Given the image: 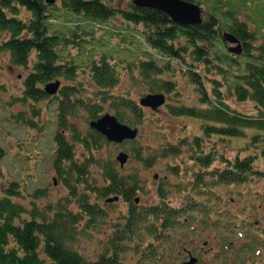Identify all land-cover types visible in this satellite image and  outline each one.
Here are the masks:
<instances>
[{
    "label": "trees",
    "instance_id": "obj_1",
    "mask_svg": "<svg viewBox=\"0 0 264 264\" xmlns=\"http://www.w3.org/2000/svg\"><path fill=\"white\" fill-rule=\"evenodd\" d=\"M114 1L0 0V56L9 54L14 65L29 72L18 101L47 99L56 104L59 130L54 136L52 168L56 174L54 180L60 181L68 191L57 202L41 205L48 199L49 191L35 188L30 194L32 207L27 209L17 201L23 198L20 183L12 181L3 189L0 264H129L125 261L131 250L127 243L141 230L150 234L168 230L179 215L196 209L198 204H190L186 212L172 208L171 191L163 185L165 180L158 187L157 202L143 205L140 196L146 194V185L140 175L122 171L116 167V161L97 159L93 154L109 143L106 137L90 127L84 134L70 124V119H76L80 112L86 114L89 124L112 112L121 123L133 128L144 127L147 111L140 101L145 95L138 103L129 94L117 92L123 68L149 92L171 96L177 95L178 90L173 61L184 63L186 69H181L196 87L198 103L168 105V110L171 116L204 123L203 137L183 141L193 143L192 159L198 166L196 182L192 183L194 191L204 188L206 194L212 195L211 189L219 185H246L256 179L264 180V169L259 165L264 160V42L256 44L257 34L248 22L235 18L233 23H228L210 15L204 16L201 24L184 27L161 10L137 8L133 0H128L125 8L116 7ZM115 21L121 25L114 27ZM225 30L242 42L241 54L229 51V42L223 36ZM100 31L115 39L111 47L104 38H99ZM170 73L174 80L165 79ZM82 74L86 77L81 78ZM63 80L69 84L60 85L56 94L50 95L45 90L48 83ZM223 88L227 95L235 96L240 102L253 101L256 114H242L233 109L224 99ZM25 115L22 112L17 119L34 127L33 118ZM39 115L36 107L32 108V117ZM211 136H217L219 141L214 140V151L206 149L205 152L204 142ZM236 138L246 142L236 148L234 157L222 156L219 143ZM77 145L91 153L83 162L76 157ZM122 147L129 149L126 151L128 162H139L147 169L154 167L158 160L178 157L182 151L181 146L168 144L147 158L135 140L125 141ZM5 155L0 146V158ZM95 164L101 168L104 184L91 171ZM170 171L179 172L173 168ZM110 198L122 199L127 204V212L114 223L104 251L90 260L76 246V239L83 227H95L97 221L108 218L109 213L99 200L112 208L113 203L107 202ZM211 210L220 213L214 207ZM224 215L229 221L236 219L228 211ZM239 221L229 225H239L245 230L246 243L240 250L253 253L264 240L254 236V223ZM160 237L157 235L156 239ZM137 253L140 259L134 264H147V257L154 259L153 252L142 254L137 249Z\"/></svg>",
    "mask_w": 264,
    "mask_h": 264
},
{
    "label": "rangeland",
    "instance_id": "obj_2",
    "mask_svg": "<svg viewBox=\"0 0 264 264\" xmlns=\"http://www.w3.org/2000/svg\"><path fill=\"white\" fill-rule=\"evenodd\" d=\"M192 1L202 6L205 17L213 15L228 23H233L235 18L241 22H248L257 34L256 44L264 42V0ZM127 3L128 0H115L113 5L125 8ZM112 25L117 27L121 23L115 21ZM98 36L104 38L110 47L115 42V39L113 40L109 34H103L102 31ZM129 61L132 62L133 58ZM172 66L177 69L176 94L179 96L166 95L167 104L157 111L148 107L145 109L147 119L143 128L138 127L139 136L135 143L143 148V156L147 158L168 144L181 146L180 155L158 160L154 167L147 169L143 164L133 160L126 163L123 168L120 167L116 159L118 154L120 151H129L128 148L122 147L124 143H104L102 149L94 150L93 154L97 159L116 161V167L122 171L140 175L146 185V194L140 196L143 205L157 202V190L164 180L166 182L163 185L171 191L169 202L172 208L186 212L190 204L198 205L190 214L186 212L179 215L174 225L168 230L156 234L141 230L134 240L128 241L127 244L131 250L126 255L125 261L129 264L137 262L140 259L137 249H140L142 254L144 251L147 254L153 252L154 259L147 257V264H182L190 258L188 251L199 258L197 264H264V243H260L261 246H258L253 253L241 251V245L246 243L245 230L239 225H229L234 221L239 224V220L251 221L256 225L254 236L259 235L264 240V180L256 179L246 185H219L211 189L212 195L206 194L204 188L200 192L192 189V183L196 182L194 176L198 172V166L192 159L193 143H183V141L192 142L196 136L203 137L204 123L194 118L174 117L169 114L168 105L194 106L199 100L196 87L190 83L187 76H184V71L181 69H186L184 63L174 60ZM28 73L24 68L14 65L9 54L0 56V146L6 151V155L0 158V195L12 181H17L21 184L23 193V198L17 201L25 205L27 209H31L30 194L35 188L49 191L48 199L41 203L40 200L38 201L41 205L57 202L60 198H64L68 191L60 181L54 180L56 174L52 168V153L56 147L54 136L59 130L56 104L47 99L26 103L17 100L23 95L24 81ZM80 77L85 78L86 74ZM120 77L121 85L117 88V92L129 94L138 103L144 95L153 94L147 87L141 86L138 83L139 79L133 78L128 69H121ZM165 79L171 81L174 80V76L170 73L165 76ZM62 84L66 85L69 82L63 80ZM90 90L92 92L93 88L90 87ZM223 93L224 99L236 111L247 115L256 114L253 101L240 102L235 96L227 95L225 88ZM34 107L40 112L38 117H32ZM22 112L33 118L34 127L27 126L22 120L17 119ZM107 113L113 115L112 112L105 114ZM70 124L78 127L84 134L90 127L84 112H80L76 119L71 118ZM211 137L204 142L205 152L206 149L210 152L214 151L212 147L215 144L214 140H218V137ZM69 138L71 135L68 134ZM245 142L243 138L228 139L219 143L218 150L223 154L222 156L232 158L237 153L236 148L243 146ZM89 156L91 153L85 152L81 145L76 146V157L79 162H83L85 157ZM259 165L264 169V160L259 162ZM171 168L178 169L179 172L174 173L170 171ZM100 170L97 164L91 167V171L100 179V184H104L100 178ZM155 176L158 177L155 178ZM94 199L95 196L93 201ZM99 202L109 213L108 218L97 221L95 227H83L76 239V246L90 260L96 259L104 251L114 223L120 215L127 212V204L122 199L115 201L116 203L112 202V208H108L103 200ZM211 207L220 213L213 212ZM225 211H228L229 215H234L236 219L229 221L227 215H224ZM157 235L161 236L158 240ZM150 244L154 246L152 249L149 247Z\"/></svg>",
    "mask_w": 264,
    "mask_h": 264
},
{
    "label": "water",
    "instance_id": "obj_3",
    "mask_svg": "<svg viewBox=\"0 0 264 264\" xmlns=\"http://www.w3.org/2000/svg\"><path fill=\"white\" fill-rule=\"evenodd\" d=\"M55 0H48L53 3ZM133 5L137 8H152L161 10L169 15L171 20L181 26L198 25L203 22L204 11L200 5L188 1V0H133ZM224 38L233 44L229 48L231 53L241 54L242 43L232 33L225 32ZM60 82L55 81L48 83L45 90L50 94L54 95L58 92ZM166 103L165 94H148L143 97L140 101L142 107H148L153 110L159 109ZM91 126L98 132L102 133L110 142L123 143L125 140H134L138 135V128H132L126 124L121 123L115 115L110 113L105 114L97 121H92ZM117 160L120 166L123 168L129 160V154L122 151L118 154ZM158 176H155L157 178ZM119 198H111L108 202H114ZM139 201V198L136 200ZM198 259L191 257L189 261L182 264H196Z\"/></svg>",
    "mask_w": 264,
    "mask_h": 264
},
{
    "label": "flooded vegetation",
    "instance_id": "obj_4",
    "mask_svg": "<svg viewBox=\"0 0 264 264\" xmlns=\"http://www.w3.org/2000/svg\"><path fill=\"white\" fill-rule=\"evenodd\" d=\"M188 254H189V251H188Z\"/></svg>",
    "mask_w": 264,
    "mask_h": 264
}]
</instances>
